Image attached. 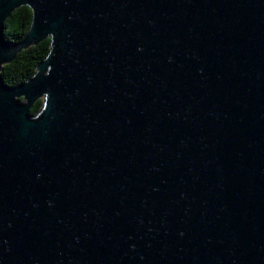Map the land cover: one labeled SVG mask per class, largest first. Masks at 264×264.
<instances>
[{"label":"water","instance_id":"obj_1","mask_svg":"<svg viewBox=\"0 0 264 264\" xmlns=\"http://www.w3.org/2000/svg\"><path fill=\"white\" fill-rule=\"evenodd\" d=\"M0 264H264V0H0Z\"/></svg>","mask_w":264,"mask_h":264},{"label":"trees","instance_id":"obj_2","mask_svg":"<svg viewBox=\"0 0 264 264\" xmlns=\"http://www.w3.org/2000/svg\"><path fill=\"white\" fill-rule=\"evenodd\" d=\"M31 17L28 6L23 5L14 9L5 19L4 37L13 41L21 39L30 26ZM49 44L50 39L46 38L19 51L11 62L3 65L1 75L4 82L8 85H16L27 80L35 72L37 63L47 55ZM42 103V99L36 100L29 110L30 114L35 115Z\"/></svg>","mask_w":264,"mask_h":264}]
</instances>
